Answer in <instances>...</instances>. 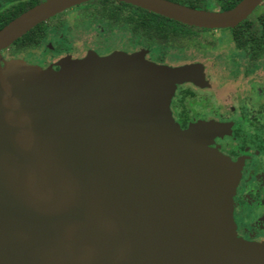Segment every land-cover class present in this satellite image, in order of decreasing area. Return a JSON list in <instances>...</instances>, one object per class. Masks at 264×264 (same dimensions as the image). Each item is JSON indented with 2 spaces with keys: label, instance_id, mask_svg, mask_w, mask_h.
<instances>
[{
  "label": "water",
  "instance_id": "obj_1",
  "mask_svg": "<svg viewBox=\"0 0 264 264\" xmlns=\"http://www.w3.org/2000/svg\"><path fill=\"white\" fill-rule=\"evenodd\" d=\"M92 1L41 2L0 30V53ZM107 1L204 30L233 29L264 2ZM108 58L0 67V264H264V244L233 232L232 162L172 118L177 70Z\"/></svg>",
  "mask_w": 264,
  "mask_h": 264
},
{
  "label": "rangeland",
  "instance_id": "obj_2",
  "mask_svg": "<svg viewBox=\"0 0 264 264\" xmlns=\"http://www.w3.org/2000/svg\"><path fill=\"white\" fill-rule=\"evenodd\" d=\"M201 3L207 11L220 12L219 0H202ZM263 8L264 2L251 14L250 17L254 19ZM94 10L95 8L91 6H80L71 8L54 16L51 19L52 22L61 26V28L56 31L54 27H48V36L39 50L15 53L14 48L9 46L0 53V67L2 70H6L12 65L24 64L32 70L40 73H47L50 71L60 73L64 70L67 72L66 67H69L70 69L81 62H87L95 58L106 59L109 57L108 61H115L123 59L124 56H132L136 59H140V56L143 59L142 61L145 63L147 62L146 65H148V63L158 65L155 63L158 57L161 55L164 56L167 51L172 57H177L178 59H200L205 62L206 66L210 68L209 75L212 76V80L222 88L221 91L217 93V100L220 105L225 107L230 104L236 105V101L232 102L230 100V95L226 96L227 91L239 92L237 98L239 100L238 105H242L241 100L248 99L247 95L250 93L252 84H259L264 88V60L253 67H247L249 70L246 72L245 62L247 63V61L241 53L235 50L230 33L227 29L191 34L190 36L183 38L176 46H152L145 48V46L142 45L141 38L131 36V26L129 23L124 22L123 24L116 25L112 29H109L107 27V22H101L93 15ZM58 43L61 45H64V43L69 45L70 48L68 50L64 52L62 51L66 56H63L62 52L58 55L53 54L52 50ZM122 51L133 54L126 55L125 53H122ZM51 57L53 58V60H51L53 62L52 64L57 60L56 63L59 67L57 70H54L52 65L48 63ZM141 67L148 68L146 66ZM166 67L177 70V73L174 76V79H177V81H175L176 84L182 80H203L202 77L204 74H200V71L202 72L204 69L203 65L185 64L177 67ZM176 84L174 86L173 96ZM171 100L169 103V109L172 115ZM255 100H257V98H255L254 101ZM189 104L194 115L195 113H198V108L196 107L198 104L196 101L193 100ZM243 111L246 110L243 109ZM205 117L209 118L211 117V114L207 113ZM260 121L261 125L263 124L264 126V117L261 118ZM241 124H239V127L241 128L240 132L244 133L245 131H248L249 135H252L249 126L242 121ZM190 127H196L199 134L207 138L203 141L204 147H208L209 142H212L216 136L223 137L230 133L231 130V125L229 123H217L214 120H201L194 122ZM258 133H260V137H262L264 130H260ZM211 150L214 151L215 149ZM215 151L222 154L218 150ZM259 170H263L262 174L259 173V175H263L264 160H262ZM231 172L238 173V169L234 164H232ZM240 181L241 176L238 173V179L232 197V205ZM232 223L233 232L238 238L236 224L233 218V206Z\"/></svg>",
  "mask_w": 264,
  "mask_h": 264
},
{
  "label": "flooded vegetation",
  "instance_id": "obj_3",
  "mask_svg": "<svg viewBox=\"0 0 264 264\" xmlns=\"http://www.w3.org/2000/svg\"><path fill=\"white\" fill-rule=\"evenodd\" d=\"M95 2L99 1L88 2L76 7H94L95 10L93 15L99 21L107 22V27L109 29H112L114 26L123 24L125 22L124 20L113 22L107 15H102V12L98 5H90L91 3ZM114 3L118 4L120 2ZM11 5V3L0 0V12L7 9ZM51 19L42 23L44 24L46 31L45 39L48 36V27L52 26L56 31L61 28V26L52 22ZM129 25L131 26V36L135 38H141V41L143 43L142 45L145 46V48L157 46L153 44L150 45L147 37L143 36L141 32L139 34H136V32L133 31L134 25H132L131 23H129ZM227 30L230 33V29ZM209 31L214 30H205L202 32ZM45 39L36 49L22 50L18 52H16L15 50L14 51L15 53H22L39 50ZM164 46L168 47L171 45L165 44ZM172 46L176 45L173 44ZM69 48V45L66 43H64V45L58 43L54 47L52 52L54 55H58L62 51L64 52ZM235 50L241 53L247 61V63L245 62L246 72H248L249 67H253L264 60L263 58L253 61L246 53L240 52L236 48ZM63 52L62 55L66 56L65 53L63 54ZM122 53H125L126 55L133 54L126 51H122ZM51 60H53L52 57L50 58V62L48 61V63L52 65V68L54 70H57L59 68L56 63L57 60L54 64H52L53 62ZM155 63L158 65L170 67H177L185 64H200L204 66L203 71H200V74H204L203 77L201 75L203 79L202 81L182 80L181 82L176 84L175 93L171 100V110L173 118L182 130H187L192 125V123L201 120H214L217 123H229L231 125L230 133L224 135L223 137L216 136L212 142H209L208 147L218 150L223 155H225L232 162V164L237 167L238 173L241 176V181L239 182V185L237 187L236 196L233 200L232 205L233 218L236 224L238 239L251 244L264 243V174L261 175L263 170H259V168L261 167V162L262 160H264V134L262 135V137H260V133H258L260 130H264V126L263 124L261 125L260 121L261 118L264 117V88L259 84H252L253 86L251 85L250 93H248L247 95L248 99L241 100L243 106L238 105L239 100L237 98L239 96V92L227 91L226 96L230 95V100L232 102L236 101V105L230 104L229 106L225 107L223 105H220L219 101L217 100V93L221 91L222 88L215 84L212 80V76L209 75L210 68L206 66L205 62L201 61L200 59H178L177 57H172L171 54L166 51L164 56L161 55L160 57H158ZM253 97L254 99L257 98V100L254 101ZM193 100H195L198 104L196 106L198 108V113H195V115L189 104ZM243 109L246 111H243ZM207 113L211 114V117L206 118L205 116L207 115ZM241 121L249 126V129H251L252 131V135H249L248 131H245L244 133L240 132L241 128L239 127V124H241ZM259 173L261 174L259 175Z\"/></svg>",
  "mask_w": 264,
  "mask_h": 264
},
{
  "label": "trees",
  "instance_id": "obj_4",
  "mask_svg": "<svg viewBox=\"0 0 264 264\" xmlns=\"http://www.w3.org/2000/svg\"><path fill=\"white\" fill-rule=\"evenodd\" d=\"M12 5L0 12V30L16 17L40 4L44 0H4ZM193 9L206 10L201 1L168 0ZM241 0H219L220 10L228 11L234 8ZM90 5H98L102 15H107L113 22L125 21L134 25V32L148 38L150 45L165 47L177 45L190 34L205 30L194 29L167 19L160 15L127 5L115 4L111 1H99ZM235 48L246 53L253 61L264 58V8L252 19L250 16L238 26L230 29ZM46 37L44 24H39L12 44L16 52L36 49ZM177 43V44H176Z\"/></svg>",
  "mask_w": 264,
  "mask_h": 264
}]
</instances>
